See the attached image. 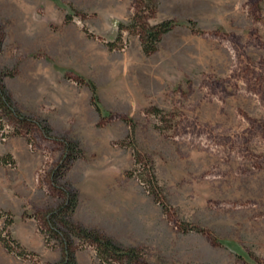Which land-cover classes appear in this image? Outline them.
<instances>
[{
    "label": "rangeland",
    "instance_id": "374dc122",
    "mask_svg": "<svg viewBox=\"0 0 264 264\" xmlns=\"http://www.w3.org/2000/svg\"><path fill=\"white\" fill-rule=\"evenodd\" d=\"M0 27L7 90L51 128L0 122V264L62 261L65 193L134 264H264V0H0Z\"/></svg>",
    "mask_w": 264,
    "mask_h": 264
},
{
    "label": "trees",
    "instance_id": "16d2710c",
    "mask_svg": "<svg viewBox=\"0 0 264 264\" xmlns=\"http://www.w3.org/2000/svg\"><path fill=\"white\" fill-rule=\"evenodd\" d=\"M175 22L164 21L154 26H142L141 39L143 41L144 50L147 54L155 53L158 49L162 37L171 32L175 27ZM3 49V31L0 27V54ZM13 74L0 71V122L4 125V121L17 124L30 129L41 131L46 137L51 132L49 126H43L42 123L35 121L23 115L12 98L11 93L4 84V78ZM94 95H96V86H92ZM75 144V143H74ZM77 145V144H75ZM73 143L64 142L66 157L60 165L59 171L64 168L66 170L69 164L76 160ZM54 174H59L58 170ZM61 174V173H60ZM59 174V175H60ZM78 205L77 194L65 193L64 202L55 210L47 215V223L50 227V233L61 242L64 251V257L58 264H77L75 253L73 250V238L86 241L96 248L99 258L105 263L110 264L117 262L119 264H134L139 256L135 249H123L117 245L112 239L101 234L98 231L88 230L81 225L73 223L72 217ZM5 247L11 251L5 242Z\"/></svg>",
    "mask_w": 264,
    "mask_h": 264
}]
</instances>
